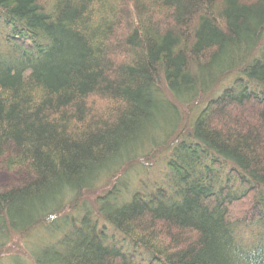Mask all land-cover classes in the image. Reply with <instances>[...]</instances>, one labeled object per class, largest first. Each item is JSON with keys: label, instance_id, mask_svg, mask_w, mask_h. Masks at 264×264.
I'll list each match as a JSON object with an SVG mask.
<instances>
[{"label": "trees", "instance_id": "trees-1", "mask_svg": "<svg viewBox=\"0 0 264 264\" xmlns=\"http://www.w3.org/2000/svg\"><path fill=\"white\" fill-rule=\"evenodd\" d=\"M0 163L9 264H264V0H0Z\"/></svg>", "mask_w": 264, "mask_h": 264}, {"label": "rangeland", "instance_id": "rangeland-1", "mask_svg": "<svg viewBox=\"0 0 264 264\" xmlns=\"http://www.w3.org/2000/svg\"><path fill=\"white\" fill-rule=\"evenodd\" d=\"M31 179V173L26 171V169L11 171L0 163V192H3L5 189L12 187L15 184H24ZM14 187V186H13ZM18 187V186H16ZM102 189L97 193H92L91 198H95L101 194ZM35 241V240H34ZM29 245H27L21 238L14 237L5 250V254L0 256V264H9L10 259L14 255H19L27 259L26 250Z\"/></svg>", "mask_w": 264, "mask_h": 264}]
</instances>
